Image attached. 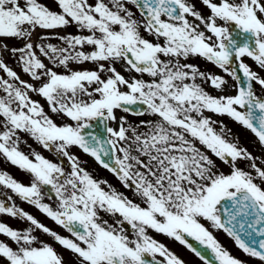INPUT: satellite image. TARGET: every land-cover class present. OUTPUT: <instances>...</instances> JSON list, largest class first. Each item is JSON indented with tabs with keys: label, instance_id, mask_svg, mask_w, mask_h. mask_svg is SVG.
Segmentation results:
<instances>
[{
	"label": "snow or ice",
	"instance_id": "6c2138e0",
	"mask_svg": "<svg viewBox=\"0 0 264 264\" xmlns=\"http://www.w3.org/2000/svg\"><path fill=\"white\" fill-rule=\"evenodd\" d=\"M231 23L242 40L232 36ZM68 27L77 32L59 34ZM52 38L63 46L46 42ZM191 57L211 63L234 84L200 70ZM0 72V157L30 177L25 184L0 169V186L68 233L0 201V214L30 222L17 230L0 221V234L15 244L0 241L3 264H186L149 230L204 264H247L212 231L222 230L264 264V162L258 165L260 158L231 129L220 122L217 131V121L205 114L227 115L250 130L264 155V0H0ZM128 115L153 119L131 123ZM53 116L72 123L57 124ZM94 120L104 123L107 138L86 132ZM21 134L67 158L70 170L35 150L21 151ZM72 147L116 176L131 198L95 179ZM239 161L248 162L247 170ZM43 186L54 193V206L43 202ZM36 230L70 256L38 240Z\"/></svg>",
	"mask_w": 264,
	"mask_h": 264
},
{
	"label": "flooded vegetation",
	"instance_id": "af4514ba",
	"mask_svg": "<svg viewBox=\"0 0 264 264\" xmlns=\"http://www.w3.org/2000/svg\"><path fill=\"white\" fill-rule=\"evenodd\" d=\"M197 7L200 8L201 6L197 4ZM133 11L135 9L133 8ZM205 14H207V10L203 9ZM139 13L137 12V16ZM230 32L232 33L231 30V24L228 25ZM7 63L9 64L10 67H12L14 70H16L20 76L21 79L28 81L29 77L27 74L22 73L20 67L17 66V64L11 60L8 59L7 56L4 57ZM189 63H194L196 64L200 70L202 71H207L212 74H217L218 72L221 73L222 76H224L225 79L228 80V84L231 87L233 83H231V78L227 77L226 74L223 73L222 70L218 69L211 63L205 61L203 58L199 57H191L188 60ZM0 75H3L2 72H0ZM145 79H148V77L145 75ZM198 83H202L201 81H197ZM202 86L205 88L206 91H208L212 95H219V91L213 90L212 87L209 84H204L202 83ZM229 95H234V91L229 90L227 92ZM33 99L39 100L41 104L44 105L45 110L48 111V106L45 103L44 100H42L39 96H36L34 94H31ZM206 115H210L213 120L217 121V131H219V123L222 122L228 129H231V132L233 131V128L231 126V120L227 115L223 116H217L211 113H205ZM53 119L57 122V124H61L64 122L67 123H72L69 120H66L65 118L61 117H56L53 116ZM141 119L143 120H148V119H153L152 117L144 116H135L131 115V123H138ZM92 122V121H91ZM109 126L115 127L116 125L112 122H109ZM143 130V129H141ZM21 140L23 141L20 144V150L28 154L30 150H35L45 156L47 159L61 164L66 171L70 170V165L67 160V158L63 156L57 155L54 151H49L44 149L41 145H39L37 142H35L32 138H30L27 134H21ZM199 146V145H198ZM203 150V149H202ZM71 154L75 155L76 157L79 158L81 161V166L84 167L87 171L90 172V174L97 180H107L109 184H111L117 191L124 193L125 195L129 196L131 198L132 193H129L130 191L128 189H125L120 181L114 176L111 172L108 170L102 168L95 160L94 158L90 157L89 155L85 154L80 150L78 147H72L70 149ZM211 156V153H209ZM214 160H216L217 165L219 166L220 170L223 171L224 173L229 172V168L227 165H220L218 162V159L215 157H212ZM262 163H258V165H261ZM0 169L6 170L10 175H12L15 179H17L20 182H23L27 184L29 182V175L24 172L19 170L16 166L11 165L10 163H7L3 161V158L0 157ZM247 170V167L245 168ZM254 174V173H253ZM42 195L44 196V201L46 203L53 204L55 205V197L54 193L52 192L50 186H43L42 187ZM12 197L11 201L7 200V197ZM49 197H52V199H49ZM0 201H4L6 204H12L14 203L17 207L23 209L24 211L30 213L33 215L35 218H37L41 223L45 224L47 227L50 229L56 231L57 233L61 235L67 236L68 233L62 229L59 225H57L54 221H52L50 218H47L43 213H41L38 209H36L33 205L28 204L26 201L21 200L19 197H17L14 193L11 192V190L6 189L2 186H0ZM139 202V201H137ZM102 216H104L105 219H109V222H112L111 218L106 216L105 214L101 213ZM0 221L6 223L8 226L12 227L13 229L17 230H23L28 227H30V222H27L23 217H9L7 214H0ZM203 223V221H201ZM205 226H208L207 224ZM125 229L130 232V226L125 224L124 225ZM212 230V229H210ZM213 234L216 236L218 241L227 249L230 251V253L242 261H246L247 264H261V262L258 259H251L248 256H246L242 251L238 250L237 247L234 244V241L229 238L222 230L216 231L212 230ZM38 240L48 242L52 244L58 252H62L65 258H68L70 256V253L64 251L58 244H56L52 238L47 236L46 234H43L39 230H36L34 233ZM149 234L152 235L155 239H157L160 242H163L170 250H172L175 254H177L180 258H182L184 261H186V264H204L203 261H201L199 258H197L191 251H189L186 247L180 245L178 242H175L172 239L166 238L165 236L161 234H156L155 232L149 230ZM0 241H4L6 243H9L11 246L15 247V244L10 240V238L5 237L3 234H0ZM189 241L194 244L195 247H197L199 250L203 251L205 255L208 257L212 253L210 250L204 249L201 245H199L197 242L192 241L189 238ZM157 259H160L157 256ZM0 264H3V261H0ZM154 264V262H153Z\"/></svg>",
	"mask_w": 264,
	"mask_h": 264
},
{
	"label": "rangeland",
	"instance_id": "374dc122",
	"mask_svg": "<svg viewBox=\"0 0 264 264\" xmlns=\"http://www.w3.org/2000/svg\"><path fill=\"white\" fill-rule=\"evenodd\" d=\"M69 28H70V29H69ZM76 32H77V29H76L75 27H68L66 30H62L59 34H60V35H64V34H67V33H73V34H75ZM46 42H47V43H53V44H56V45H58V46H63L62 43H61V41H59V40H57V39H55V38H52V39H50V40H48V41H46ZM9 43H15V41H9ZM89 47H90V46H89ZM44 62H45V63H49V61H48L46 58H44ZM49 66H51V65L49 64ZM70 66H71V67H75V64L72 63ZM250 66H252L253 68H255L254 62H252V63L250 64ZM83 67H85V68H92L93 65H92L91 63H85V64L83 65ZM116 67H117V69L119 70L120 66L116 65ZM57 70H58V71H64V69H62V68H59V69H57ZM262 75H264V73H262ZM259 89H260V88H259ZM116 115L119 117V116H121V115H124V113H122L121 111L117 110ZM234 133H235V137H238L239 139H243V140H245V139H248V138H249V139L251 140V138H254V135H253V133H251L250 130L245 129L243 126H241L240 124H238V123L235 122V121H234ZM243 140H239V143H240L242 146H244L243 144L247 145ZM256 143H257V141H254L253 146L256 145ZM248 147H250V146H248ZM251 150H252V149H251ZM253 151H254V150H253ZM260 153H262V150H261L260 146H258V148H257V152H256L257 157L260 158L259 160H261V161L264 162V157L261 156V155H259ZM239 162H240V161H239ZM129 193H131V192H129Z\"/></svg>",
	"mask_w": 264,
	"mask_h": 264
},
{
	"label": "water",
	"instance_id": "95a60500",
	"mask_svg": "<svg viewBox=\"0 0 264 264\" xmlns=\"http://www.w3.org/2000/svg\"><path fill=\"white\" fill-rule=\"evenodd\" d=\"M233 65H234V67H237L238 63L234 62ZM241 78L243 79L242 74H241ZM98 124H99V126H98ZM86 132H91L94 135L100 136L101 138H107L108 137V133L105 131L104 123L100 122L99 120H97L95 123H93L91 125V127L86 130ZM104 159H106L109 163L112 162L111 157H105Z\"/></svg>",
	"mask_w": 264,
	"mask_h": 264
}]
</instances>
